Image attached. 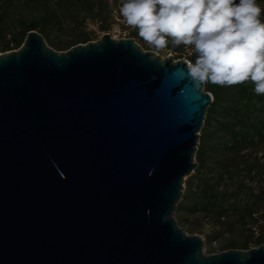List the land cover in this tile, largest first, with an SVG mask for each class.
<instances>
[{"label": "water", "instance_id": "1", "mask_svg": "<svg viewBox=\"0 0 264 264\" xmlns=\"http://www.w3.org/2000/svg\"><path fill=\"white\" fill-rule=\"evenodd\" d=\"M172 57L37 31L0 55V264H264L174 218L213 97Z\"/></svg>", "mask_w": 264, "mask_h": 264}, {"label": "trees", "instance_id": "2", "mask_svg": "<svg viewBox=\"0 0 264 264\" xmlns=\"http://www.w3.org/2000/svg\"><path fill=\"white\" fill-rule=\"evenodd\" d=\"M257 2L264 5V0ZM112 20L107 0H0V51L20 49L31 31L42 34L50 47L68 51L92 42L96 33L87 29L88 22L105 33ZM64 28L73 33L55 36ZM132 34L134 40L140 37L136 29ZM166 49L179 55L188 52L187 61L195 62V54L183 45ZM253 87L247 82L230 87L205 84L213 102L196 152L198 167L176 209L180 217L204 214L227 232L248 233L224 250L264 245V95H256Z\"/></svg>", "mask_w": 264, "mask_h": 264}, {"label": "clouds", "instance_id": "3", "mask_svg": "<svg viewBox=\"0 0 264 264\" xmlns=\"http://www.w3.org/2000/svg\"><path fill=\"white\" fill-rule=\"evenodd\" d=\"M119 12L154 50L183 45L194 53L187 67L196 84L247 82L264 95V7L257 0H121Z\"/></svg>", "mask_w": 264, "mask_h": 264}, {"label": "rangeland", "instance_id": "4", "mask_svg": "<svg viewBox=\"0 0 264 264\" xmlns=\"http://www.w3.org/2000/svg\"><path fill=\"white\" fill-rule=\"evenodd\" d=\"M109 2V7L111 12L113 13V20L112 23L115 22V24L119 25L120 33H114L111 32L110 29L103 33L98 31V27L96 24H94L92 21L87 23V29L94 31L96 33L95 36L92 37V42L100 40L105 34H109L113 39L115 40H126V39H134L132 37V33L135 31V28L128 25L125 21V19L120 15L119 8L121 6V0H117L115 2L114 0H107ZM264 7V5L262 6ZM73 32L69 28H64L63 31L56 30L55 31V36L56 35H61V37H68L71 35ZM124 33H127V37H124ZM136 43H138L143 50L147 52H155L157 53L160 57L163 59L169 58V56H173L172 58L177 61V60H187V55L188 52L183 53V55H179L175 52H169L166 48L161 49L159 51L154 50L152 46H150L147 42L143 40L141 37H136L135 38ZM54 49V48H53ZM57 52H66V51H58L54 49ZM4 54V52L0 51V55ZM181 57V58H179ZM199 141L202 135V130L199 132ZM199 147V146H198ZM263 155V156H262ZM261 157H264V153H260ZM197 168L195 171L192 173L190 177H187L184 182V189H183V196L186 193L187 190V181L195 175ZM183 196L181 198V201L179 204L182 202ZM244 201L246 202L247 198H243ZM178 204V205H179ZM174 218L178 224V226L182 229V231L188 235V236H197L203 239L204 241V246H203V254L206 256L214 255V254H219L224 251L225 246L230 242V241H236L240 242L244 239H246L248 233L247 232H241L237 229L235 231L227 232L224 230L222 227L216 226L210 219H206V216L204 214H196V215H183L179 216V213L177 210L174 212ZM231 220H235L232 218ZM256 234L258 231L256 230ZM254 248V247H251ZM238 250H243L238 248Z\"/></svg>", "mask_w": 264, "mask_h": 264}, {"label": "built area", "instance_id": "5", "mask_svg": "<svg viewBox=\"0 0 264 264\" xmlns=\"http://www.w3.org/2000/svg\"><path fill=\"white\" fill-rule=\"evenodd\" d=\"M110 31L111 32H114V33H120L119 25L115 24V22H114L112 24V26H111V30ZM123 35H124V37H127L128 34L127 33H124Z\"/></svg>", "mask_w": 264, "mask_h": 264}]
</instances>
